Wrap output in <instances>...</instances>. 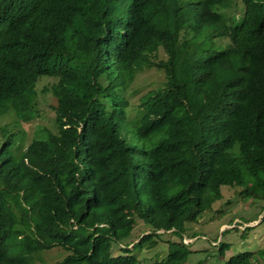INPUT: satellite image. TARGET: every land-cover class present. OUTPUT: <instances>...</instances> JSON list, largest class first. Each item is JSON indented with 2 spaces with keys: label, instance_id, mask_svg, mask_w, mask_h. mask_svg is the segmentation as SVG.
<instances>
[{
  "label": "trees",
  "instance_id": "16d2710c",
  "mask_svg": "<svg viewBox=\"0 0 264 264\" xmlns=\"http://www.w3.org/2000/svg\"><path fill=\"white\" fill-rule=\"evenodd\" d=\"M229 3L0 0V116H12L0 127V264L54 246L68 254L53 264H137L128 244L112 254L137 220L150 232L132 249L170 231L179 241L154 264H184L185 224L221 186L264 199V0H241L227 22ZM147 68L163 86L128 119L127 91ZM42 77L56 79L52 130L24 148L19 122L35 117Z\"/></svg>",
  "mask_w": 264,
  "mask_h": 264
},
{
  "label": "rangeland",
  "instance_id": "374dc122",
  "mask_svg": "<svg viewBox=\"0 0 264 264\" xmlns=\"http://www.w3.org/2000/svg\"><path fill=\"white\" fill-rule=\"evenodd\" d=\"M240 1L230 0L228 7L222 9L225 18H228L227 22L232 15L240 13ZM220 43H225V40ZM228 44L221 48L227 47ZM161 56L162 54L159 58ZM164 80V74L154 68H147L136 74L126 94L129 104L128 119H136L142 97L149 90L162 87ZM55 81V78L42 77L36 83L37 93L33 100L36 115L27 122H19L22 125V135L16 137V143L21 142L24 148L33 137L42 136V127L52 130L55 115L53 106L57 101L50 91V86ZM9 121H12L11 115L0 116V127ZM16 126H13V132L19 128ZM241 189L238 185L221 186L220 199L213 202L211 208L205 210L195 222L185 224L183 242L189 246L191 253L184 264H197L200 260L203 264H223L229 257L246 251L254 253L253 264H264V199L245 198L240 194ZM246 226L248 227L245 229ZM149 232L150 227L137 220L130 236L114 246L112 254H119L120 248L128 244L127 248L136 256L137 264H154L166 256L168 242L179 241L180 238L170 231L158 230L159 237L154 236L157 241L155 246L149 247L148 242H144L141 247L132 249L133 244ZM220 241L228 244V249L222 254L218 252ZM260 250L263 251L262 254L259 253ZM67 254L68 251L62 247L54 246L37 253L31 264H53L61 261Z\"/></svg>",
  "mask_w": 264,
  "mask_h": 264
}]
</instances>
